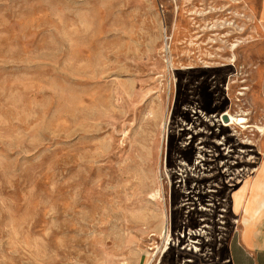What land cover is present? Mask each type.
I'll return each instance as SVG.
<instances>
[{"label":"rangeland","instance_id":"1","mask_svg":"<svg viewBox=\"0 0 264 264\" xmlns=\"http://www.w3.org/2000/svg\"><path fill=\"white\" fill-rule=\"evenodd\" d=\"M239 4L0 0V264H231L264 141Z\"/></svg>","mask_w":264,"mask_h":264},{"label":"crops","instance_id":"2","mask_svg":"<svg viewBox=\"0 0 264 264\" xmlns=\"http://www.w3.org/2000/svg\"><path fill=\"white\" fill-rule=\"evenodd\" d=\"M239 5L248 22L246 35L256 39L252 54L260 56L251 71V79L256 87V98L253 95L252 99L258 100L256 102L264 120V0H240ZM262 154L263 160L253 172H257L254 179L264 181V141ZM254 179L249 182L252 183ZM250 205L246 211L241 206L234 212L230 202V216L234 217L231 224L236 229L229 246L227 244V263L264 264V195H255Z\"/></svg>","mask_w":264,"mask_h":264},{"label":"bare ground","instance_id":"3","mask_svg":"<svg viewBox=\"0 0 264 264\" xmlns=\"http://www.w3.org/2000/svg\"><path fill=\"white\" fill-rule=\"evenodd\" d=\"M237 3H238V1H235V2H231L230 4H229V7L231 6V7H235V5H237ZM236 46H237V43H233L232 45H231V49L233 50V49H235L236 48ZM232 60H234V59H232ZM228 88V87H227ZM242 89V88H241ZM245 89V88H244ZM239 94L241 95V94H243V92H239ZM206 115V114H205ZM227 115H229V112L227 111ZM241 115H247L246 113H240V114H237L236 113V116H241ZM223 116V113L220 115V121L219 122H221V117ZM224 119L226 120V117H224ZM229 119H230V122H233L232 121V119H231V117H229ZM244 122H246V121H244ZM222 123V122H221ZM261 136H264V132H262L261 133ZM223 139V141L221 140H219L221 143V145H223V148H222V150H224L225 148H227V147H224V145H226V144H224V141H227L224 137L222 138ZM242 143L241 144H245L244 146L245 147H249L250 145H251V141H249V140H246V141H241ZM230 145H228V147H229ZM252 146V145H251ZM240 150V149H239ZM228 153V150H226L225 151V154H227ZM199 154V153H198ZM199 156V155H198ZM200 158V157H199ZM202 160V159H201ZM238 162V161H237ZM237 162L236 161H234V164H237ZM264 165V164H263ZM262 165V166H263ZM264 173V172H263ZM256 178V177H255ZM159 191V190H158ZM157 191V192H158ZM156 192V191H155ZM250 194V195H249ZM248 195V196H247ZM255 195H264V181H262V179H260V180H258V178L257 179H254V181L252 182V183H250L249 182V180L248 179H245V181L243 182V184L238 188V189H236L235 191H232V193H231V195H230V199H231V204H232V209H233V211L234 212H236V211H238L239 210V208L241 207V206H243V208H244V210L246 211L248 208H249V206H251L250 205V203H251V201H252V199L255 197ZM157 196V194L156 195H151V197L152 198H155ZM158 197V196H157ZM158 199V198H157ZM156 200V199H155ZM223 210V209H222ZM205 226V225H204ZM202 229H203V226L200 228V230H199V234H200V231H202ZM189 240H191V239H189ZM193 240H195V242H193V244H197L198 243V240H196V239H193ZM192 240V241H193ZM194 248H196V246H194ZM195 250V249H194ZM227 260V259H226ZM154 261V260H153ZM188 261V260H187Z\"/></svg>","mask_w":264,"mask_h":264}]
</instances>
